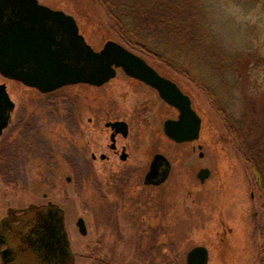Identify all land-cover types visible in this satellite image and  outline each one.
I'll return each mask as SVG.
<instances>
[{
	"label": "rangeland",
	"instance_id": "374dc122",
	"mask_svg": "<svg viewBox=\"0 0 264 264\" xmlns=\"http://www.w3.org/2000/svg\"><path fill=\"white\" fill-rule=\"evenodd\" d=\"M39 1L72 14L94 49L108 39L122 43L98 0ZM248 2L259 9L264 0ZM250 25L244 29L245 43L253 32L258 33L252 27L255 22ZM127 48L175 80L190 96L201 118L199 140H170L163 131V121L176 117L177 111L121 69L100 86L66 85L52 95L30 89L24 95L27 107L59 108L63 127L67 108L77 113L78 132L84 134L78 146L86 153L79 154L74 169L67 159H42L31 154L26 165L29 180L25 200H49L61 207L71 264H186V252L195 245L207 248V264H259L264 226V149L262 168H255L240 148L251 146L252 134L246 128H229L206 90L152 56ZM252 65L249 85L256 94V116L264 122V64L253 61ZM121 117L129 123V133L121 140L128 158L122 161L112 155L107 160L98 156L92 160L91 152L98 155L110 143L105 121ZM245 137L248 143L242 140ZM197 142L202 144V156H198V149L192 150ZM155 151L167 156L170 171L163 183L147 185L143 177ZM200 167L210 170L203 182L196 177ZM66 176L71 180L66 181ZM9 201L21 203L22 198L13 195L10 184L0 178V218ZM79 216L84 219L85 234L76 226Z\"/></svg>",
	"mask_w": 264,
	"mask_h": 264
},
{
	"label": "flooded vegetation",
	"instance_id": "af4514ba",
	"mask_svg": "<svg viewBox=\"0 0 264 264\" xmlns=\"http://www.w3.org/2000/svg\"><path fill=\"white\" fill-rule=\"evenodd\" d=\"M37 2L39 4L47 5L43 2H40L39 0H37ZM21 7L23 8V6H20L18 3H10L2 12L1 22H9V27H11L9 32L18 30V34L20 33V29L18 28L19 21L15 17L14 9ZM22 25L23 30L28 32L30 19L26 18V20L22 22ZM48 25H50V22ZM55 26L56 24H54V27ZM37 27L38 24H35V30H37ZM77 32L84 37L81 30L79 29V26L77 28ZM58 38L59 36L55 35V41ZM15 40L22 41V48L25 50V53L23 52L21 55L23 59V66H16V68L18 67L16 69L17 73L19 74L22 72V75H24V73L28 71L26 66L29 63L28 61L24 60V56H28V47L30 44L28 34H24L22 38L19 36H16L15 38L12 33L9 34L4 45V48L6 49L5 59L6 62L9 63V68H7V72L0 70V158H2L0 163V178L10 184L12 194L21 196L22 201L21 203L9 201L3 207L4 214L0 218V264H2L1 261L3 260L7 261L8 264H32V260L35 259L40 264L71 263L72 259L70 258V252H68L70 251V246L68 235L66 234L64 213L61 207H59L55 202L49 200L45 203H31L25 200V198H27L26 195H28L27 192L29 180L26 171V165L31 154H37L42 159H67V163H69L74 169L79 163V154L84 153L82 148L78 146L79 139L84 134L78 132L79 119L77 113L74 112L73 109L67 108L69 113H65V117L63 118L65 125L63 127L59 108L47 110L36 108L30 110L29 107H27V101L24 100L27 97L24 98V95L27 96L30 89L37 90L43 95H52L53 92L66 85H100H94L80 81L64 84L50 90H41L36 86L30 85L24 79L14 75V65L20 60L18 51L14 50L15 48L20 47V44H15ZM84 40L86 41L85 37ZM128 77L140 81L145 86L149 87L156 94V96L162 100L163 103L174 108L178 115V110L160 98L153 87L142 80L131 76ZM145 106L146 103L143 105V107ZM174 118L175 117L171 119ZM90 121L91 118H89L87 122ZM116 121H122L124 123V127L121 123H114L113 125L110 124ZM104 126L110 131V143L108 144V150L106 149V151L100 152L98 155L95 152H91L90 158L94 160L98 156L101 160H107L113 155L114 159L117 158L122 161L126 160L128 158V152L126 151V145L122 143L121 140L127 137L129 133V123L121 117L106 120ZM87 130L89 133V127ZM62 131H64L65 134H62ZM88 133H86L85 136H87ZM199 135L195 140L182 142H193L199 140ZM169 139L175 143H182L176 142L171 138ZM90 143L91 142L89 141L86 147L89 146ZM191 147L193 151L198 149V156L203 155V153L200 155V152H202V144L200 142H197L196 146L192 145ZM156 153H161L167 158V156L161 151H155L151 156V160ZM168 174L165 180L167 179ZM70 180L71 176H66V181ZM143 183L146 184L144 182V177ZM14 188L15 190H13ZM55 211H58L60 215L63 216V224L65 226L64 230L68 241L67 245H64L63 241H61V243L56 242L61 230L57 228L58 224H54L53 222L55 217L53 212ZM6 235L11 236V240H13L14 245L8 246L5 243ZM46 241H48V243Z\"/></svg>",
	"mask_w": 264,
	"mask_h": 264
},
{
	"label": "trees",
	"instance_id": "16d2710c",
	"mask_svg": "<svg viewBox=\"0 0 264 264\" xmlns=\"http://www.w3.org/2000/svg\"><path fill=\"white\" fill-rule=\"evenodd\" d=\"M98 1L124 45L206 90L229 128H246L252 134L251 146L240 148L245 159L262 168L264 122L256 116L249 73L253 61L264 64V35L253 32L248 43L221 46L205 27L201 0ZM242 140L248 143L247 137ZM261 229L259 264H264V226Z\"/></svg>",
	"mask_w": 264,
	"mask_h": 264
},
{
	"label": "water",
	"instance_id": "95a60500",
	"mask_svg": "<svg viewBox=\"0 0 264 264\" xmlns=\"http://www.w3.org/2000/svg\"><path fill=\"white\" fill-rule=\"evenodd\" d=\"M10 3H18L23 6V8L14 9L15 17L19 21V34L18 30L9 32L11 28L9 22H1L2 12ZM26 18L30 19L28 32L23 30L22 25ZM49 22L50 25H48ZM53 23L56 24L55 27ZM35 24H38L37 30H35ZM77 28L72 15L39 4L37 0H0V70L7 72V68H9V63L5 59L6 49L4 48L8 35L12 33L15 38L16 36L22 38L24 34H28L30 44L28 56H24V60L29 63L26 66L28 71L24 75L22 72L18 74L16 71L18 67L23 66L21 57L23 52L25 53L22 48L23 43L19 40L14 41L15 44H20V47L14 49L20 55V60L14 65L15 76L41 90H50L64 84L80 81L101 85L115 75V68L120 67L127 75L142 80L155 88L165 102L178 110L177 118L164 120V133L169 138L176 142H182L192 141L198 137L201 118L192 108L190 97L174 81L159 74L143 57L115 40H107L100 50H94L77 32ZM55 35L59 36L56 41ZM114 123H121L124 127L122 121L110 124L113 125ZM201 154L202 152H200ZM168 171V159L163 154L156 153L145 173L144 182L158 184L165 180ZM208 175L209 169L206 167L200 168L197 172L200 181H204ZM53 214L55 216L54 224H58L57 228L63 231H60L56 242L61 243L63 241L64 245H67L63 216L58 211L53 212ZM76 224L79 231L85 234L86 227L82 217L77 219ZM46 242L48 243V241ZM5 243L8 246L14 245L10 235H6ZM69 254L72 259L71 253ZM207 260L208 250L203 245H196L186 253V264H207ZM1 263L8 264L4 260ZM32 264L40 263L35 259L32 260Z\"/></svg>",
	"mask_w": 264,
	"mask_h": 264
},
{
	"label": "clouds",
	"instance_id": "9594fccd",
	"mask_svg": "<svg viewBox=\"0 0 264 264\" xmlns=\"http://www.w3.org/2000/svg\"><path fill=\"white\" fill-rule=\"evenodd\" d=\"M206 29L223 47L246 39L244 29L255 22L264 33V7L254 8L248 0H201Z\"/></svg>",
	"mask_w": 264,
	"mask_h": 264
}]
</instances>
